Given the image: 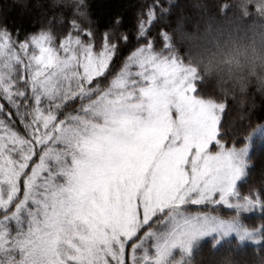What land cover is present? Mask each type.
I'll return each instance as SVG.
<instances>
[{
	"label": "snow or ice",
	"instance_id": "1",
	"mask_svg": "<svg viewBox=\"0 0 264 264\" xmlns=\"http://www.w3.org/2000/svg\"><path fill=\"white\" fill-rule=\"evenodd\" d=\"M53 7L31 32L0 21V264H197L206 241L213 264H264V122L222 123L157 43L171 0L145 5L118 70L122 17L98 40L89 0Z\"/></svg>",
	"mask_w": 264,
	"mask_h": 264
},
{
	"label": "clouds",
	"instance_id": "2",
	"mask_svg": "<svg viewBox=\"0 0 264 264\" xmlns=\"http://www.w3.org/2000/svg\"><path fill=\"white\" fill-rule=\"evenodd\" d=\"M179 5L180 0H171L177 15L165 21L168 37L205 95L240 108L257 94L264 97V0H215V6L209 0H190L194 14Z\"/></svg>",
	"mask_w": 264,
	"mask_h": 264
},
{
	"label": "trees",
	"instance_id": "3",
	"mask_svg": "<svg viewBox=\"0 0 264 264\" xmlns=\"http://www.w3.org/2000/svg\"><path fill=\"white\" fill-rule=\"evenodd\" d=\"M149 2L150 0H89L92 18L97 22L98 40L100 39V32L110 26L114 17L120 16L123 18L122 27L123 30L127 31L129 41H121L120 53L117 57H114L113 64L117 70L127 55L138 46L136 23L141 11L145 9V5ZM209 3L215 6V0H209ZM25 4L26 6H24ZM179 6L183 7L186 12L193 14L195 12L190 5V0H180ZM59 11L58 8L53 7V0H22V2H18V0H0V21H6L9 27L21 30L22 34L36 30L40 26L39 22H43L45 19L50 18L53 13ZM176 15L177 12L172 11L168 14L166 20L174 21ZM165 21L162 24L155 25L152 29V34L157 38V43H159L158 32L169 30ZM252 113H254L257 121L264 122V97L258 94L255 95L253 101L244 108H240L229 101L222 123L231 125L240 121L241 117L246 114ZM251 155L254 162V167L251 170L254 174L253 180L258 182L261 179V173H264V144L257 142ZM196 260L197 264H213L215 256L210 241L204 242L201 251L196 256Z\"/></svg>",
	"mask_w": 264,
	"mask_h": 264
}]
</instances>
